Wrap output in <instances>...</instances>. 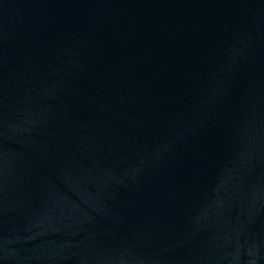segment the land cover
<instances>
[{
    "label": "water",
    "instance_id": "1",
    "mask_svg": "<svg viewBox=\"0 0 264 264\" xmlns=\"http://www.w3.org/2000/svg\"><path fill=\"white\" fill-rule=\"evenodd\" d=\"M0 264H264V0H0Z\"/></svg>",
    "mask_w": 264,
    "mask_h": 264
}]
</instances>
